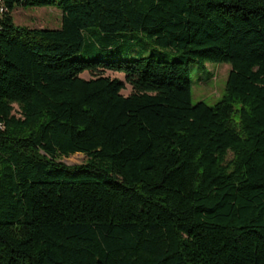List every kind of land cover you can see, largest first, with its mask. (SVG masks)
<instances>
[{
    "label": "trees",
    "instance_id": "obj_1",
    "mask_svg": "<svg viewBox=\"0 0 264 264\" xmlns=\"http://www.w3.org/2000/svg\"><path fill=\"white\" fill-rule=\"evenodd\" d=\"M2 3L0 264H264V0ZM134 29L178 57L87 56ZM206 61L231 65L212 104L191 101Z\"/></svg>",
    "mask_w": 264,
    "mask_h": 264
},
{
    "label": "rangeland",
    "instance_id": "obj_2",
    "mask_svg": "<svg viewBox=\"0 0 264 264\" xmlns=\"http://www.w3.org/2000/svg\"><path fill=\"white\" fill-rule=\"evenodd\" d=\"M12 17L18 24L58 27L61 23V10L56 5H18L12 10ZM84 32L85 38L81 50L87 49L93 44L98 45L97 42H102L96 25L89 26ZM108 35L110 36L108 39L110 46L108 48L96 47L87 56L92 55L106 59H126L154 54L158 58L171 60L177 58L179 54V50L174 47L161 46L153 43L141 30H118L109 32ZM91 42L93 44L89 45ZM230 68L231 65L228 62L206 61L204 65L189 63L191 101L196 102L202 99L212 104L219 100L225 90L226 79ZM102 72L106 75L118 76L124 79V74L121 71L103 69ZM80 75L86 78L92 76L88 70H84ZM131 90V85L124 81V87L121 89V92L128 94ZM59 159L67 164H73L84 160L85 154L75 152L67 156L62 155Z\"/></svg>",
    "mask_w": 264,
    "mask_h": 264
},
{
    "label": "built area",
    "instance_id": "obj_3",
    "mask_svg": "<svg viewBox=\"0 0 264 264\" xmlns=\"http://www.w3.org/2000/svg\"><path fill=\"white\" fill-rule=\"evenodd\" d=\"M4 7H3V3L2 0H0V13L3 11Z\"/></svg>",
    "mask_w": 264,
    "mask_h": 264
}]
</instances>
